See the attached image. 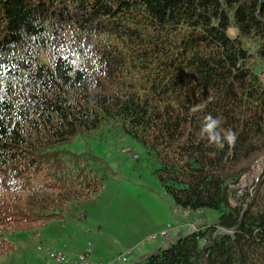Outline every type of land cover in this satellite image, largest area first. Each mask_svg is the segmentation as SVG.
<instances>
[{"label": "trees", "instance_id": "trees-1", "mask_svg": "<svg viewBox=\"0 0 264 264\" xmlns=\"http://www.w3.org/2000/svg\"><path fill=\"white\" fill-rule=\"evenodd\" d=\"M263 72L264 0H0V253L86 216L113 170L62 146L112 126L177 208L218 211L142 264H264V166L230 203L264 162ZM208 115L234 144L209 141Z\"/></svg>", "mask_w": 264, "mask_h": 264}, {"label": "rangeland", "instance_id": "rangeland-1", "mask_svg": "<svg viewBox=\"0 0 264 264\" xmlns=\"http://www.w3.org/2000/svg\"><path fill=\"white\" fill-rule=\"evenodd\" d=\"M247 45L253 49L252 42L247 41ZM62 147L78 152L92 151L108 162L113 174L106 177L95 203L85 205V217L52 220L36 236L28 231L16 232L10 237L15 251L0 253V264H41L37 245L77 253L83 251L88 243L93 245L92 257L95 260H111L129 251L130 264H142L143 256L162 242L152 240L142 244V241L167 222L177 224L179 219L173 213V209L178 208L154 174L159 163L148 158L135 138L112 126H104L84 137H75ZM122 148L130 151L122 152ZM258 169L259 165L256 173ZM255 171L251 168L237 185L231 186L232 206L240 204V199L256 177ZM189 211L194 219L210 223L218 216V211L211 208ZM177 237L171 234L170 239L174 242Z\"/></svg>", "mask_w": 264, "mask_h": 264}, {"label": "built area", "instance_id": "built-area-1", "mask_svg": "<svg viewBox=\"0 0 264 264\" xmlns=\"http://www.w3.org/2000/svg\"><path fill=\"white\" fill-rule=\"evenodd\" d=\"M258 76L260 81L264 83V72L260 73ZM121 151L129 152L130 150L129 148H122ZM173 213L177 214L179 218L185 220L184 225L187 228L184 231L186 232H196L200 230V228L204 224L202 220H200L202 222L197 219L191 220L187 216V212L183 211V209H173ZM181 226L182 225L167 222L165 226H163L159 231L149 234L142 241V244L146 241L161 240L162 242L160 246H166L169 241L172 242V240L170 239L171 234L177 236L181 232ZM36 249L41 255V264H130L127 255L129 251H127L126 253H122L111 260H95L92 257V253L94 250L93 245L89 243L85 246V249L83 251L77 253H69L67 251L53 247L43 248L41 245H37Z\"/></svg>", "mask_w": 264, "mask_h": 264}, {"label": "clouds", "instance_id": "clouds-1", "mask_svg": "<svg viewBox=\"0 0 264 264\" xmlns=\"http://www.w3.org/2000/svg\"><path fill=\"white\" fill-rule=\"evenodd\" d=\"M220 125L221 121L219 119H215L211 115H208L205 117V124L202 133H206L209 141L222 149L224 147L223 140H226L229 145H232L234 144L236 137L234 133L227 131L222 138L218 131Z\"/></svg>", "mask_w": 264, "mask_h": 264}, {"label": "crops", "instance_id": "crops-1", "mask_svg": "<svg viewBox=\"0 0 264 264\" xmlns=\"http://www.w3.org/2000/svg\"><path fill=\"white\" fill-rule=\"evenodd\" d=\"M186 212H187V216H188L191 220H193L194 218H193V214L191 213V211H189V210L186 209ZM184 222H185V220H184V219H181V218H179V219L176 221L177 224L182 225L180 231L185 230ZM203 222H205V221H203Z\"/></svg>", "mask_w": 264, "mask_h": 264}, {"label": "water", "instance_id": "water-1", "mask_svg": "<svg viewBox=\"0 0 264 264\" xmlns=\"http://www.w3.org/2000/svg\"><path fill=\"white\" fill-rule=\"evenodd\" d=\"M257 162H260V167H259V172L257 173V175H256V179L260 176V174H261V171H262V168H263V166H264V162H263V158H259L258 160H256L252 165H251V168H253V166L255 165V163H257Z\"/></svg>", "mask_w": 264, "mask_h": 264}, {"label": "bare ground", "instance_id": "bare-ground-1", "mask_svg": "<svg viewBox=\"0 0 264 264\" xmlns=\"http://www.w3.org/2000/svg\"><path fill=\"white\" fill-rule=\"evenodd\" d=\"M257 165H259V167H260L259 162L255 163V165L253 166L254 171L256 170ZM258 172H259V169H258L257 173H258ZM257 173H256V171H255V175H257ZM195 213H196V212H195Z\"/></svg>", "mask_w": 264, "mask_h": 264}, {"label": "snow or ice", "instance_id": "snow-or-ice-1", "mask_svg": "<svg viewBox=\"0 0 264 264\" xmlns=\"http://www.w3.org/2000/svg\"><path fill=\"white\" fill-rule=\"evenodd\" d=\"M0 99H2V97H0Z\"/></svg>", "mask_w": 264, "mask_h": 264}]
</instances>
